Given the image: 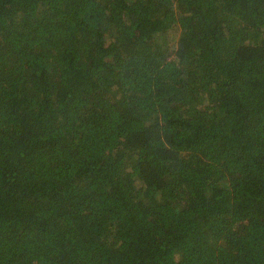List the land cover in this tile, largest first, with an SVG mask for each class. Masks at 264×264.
<instances>
[{"label": "trees", "instance_id": "1", "mask_svg": "<svg viewBox=\"0 0 264 264\" xmlns=\"http://www.w3.org/2000/svg\"><path fill=\"white\" fill-rule=\"evenodd\" d=\"M0 264H264V0H0Z\"/></svg>", "mask_w": 264, "mask_h": 264}]
</instances>
